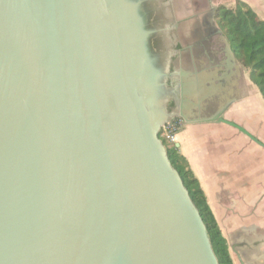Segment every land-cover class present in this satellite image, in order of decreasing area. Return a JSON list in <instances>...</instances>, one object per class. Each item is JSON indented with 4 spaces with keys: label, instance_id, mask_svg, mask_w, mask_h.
Listing matches in <instances>:
<instances>
[{
    "label": "water",
    "instance_id": "obj_1",
    "mask_svg": "<svg viewBox=\"0 0 264 264\" xmlns=\"http://www.w3.org/2000/svg\"><path fill=\"white\" fill-rule=\"evenodd\" d=\"M137 6L0 0V264H218L158 133L211 107L264 144L182 68L165 110Z\"/></svg>",
    "mask_w": 264,
    "mask_h": 264
},
{
    "label": "crops",
    "instance_id": "obj_2",
    "mask_svg": "<svg viewBox=\"0 0 264 264\" xmlns=\"http://www.w3.org/2000/svg\"><path fill=\"white\" fill-rule=\"evenodd\" d=\"M204 1L216 8L237 0ZM238 1L248 6L258 20L264 21V0ZM176 7L184 9L180 4ZM182 69L206 88L217 84L214 88L218 86L215 92L218 101L228 93L234 95L229 99L224 119L264 144V101L244 77L240 65L233 67L236 77L228 93L219 88L216 71L212 75L206 70L195 74ZM213 115L188 116L176 137L178 151L204 193L227 242L232 263L264 264V148L235 127L209 122Z\"/></svg>",
    "mask_w": 264,
    "mask_h": 264
},
{
    "label": "flooded vegetation",
    "instance_id": "obj_3",
    "mask_svg": "<svg viewBox=\"0 0 264 264\" xmlns=\"http://www.w3.org/2000/svg\"><path fill=\"white\" fill-rule=\"evenodd\" d=\"M130 1L138 4V15L146 34L147 53L156 67L167 68V76L160 94L166 98L165 110L169 114L179 112V79L176 74L179 68L189 69L192 73L206 70L212 75L216 71L219 77L217 83L221 84L219 87L227 90V93L232 89L231 84L236 77L233 68L221 72L224 71L223 63L227 59L220 36L222 33H218L220 29L214 19L215 8L211 9L206 1H192V6L197 12L188 17V12L184 10L186 7L182 6L184 9L178 10L183 16L175 19L174 16L177 15L173 11L172 0ZM222 36L224 37L223 34ZM215 85L217 84L213 86ZM233 96L228 93L216 106H223L225 113L230 106L229 99L232 100ZM213 109L215 108L208 107L198 114L209 116Z\"/></svg>",
    "mask_w": 264,
    "mask_h": 264
},
{
    "label": "trees",
    "instance_id": "obj_4",
    "mask_svg": "<svg viewBox=\"0 0 264 264\" xmlns=\"http://www.w3.org/2000/svg\"><path fill=\"white\" fill-rule=\"evenodd\" d=\"M214 19L236 61L248 71L249 81L264 101V21L258 20L255 13L241 2H237L234 9L216 7ZM162 143L172 168L178 173L206 228L218 264H233L227 242L187 161L174 145Z\"/></svg>",
    "mask_w": 264,
    "mask_h": 264
},
{
    "label": "rangeland",
    "instance_id": "obj_5",
    "mask_svg": "<svg viewBox=\"0 0 264 264\" xmlns=\"http://www.w3.org/2000/svg\"><path fill=\"white\" fill-rule=\"evenodd\" d=\"M192 1H197V2H203L204 0H172V5H173V11L175 12V14L177 15V17L176 16H174L175 17V19H180V17L181 16H183V15H180L182 12H180V10H178V7H176V6H178L179 4H180V7L181 6H185L186 8H187V10L189 11L188 13H187V16L188 17H190L193 13H194V11H195V9H194V7L192 6ZM237 2H240V1H236L235 3L233 2L232 4H225V8H229V9H234L235 7H236V3ZM178 3V5H176ZM242 3V2H241ZM244 4V3H243ZM211 7V6H210ZM248 7V6H247ZM176 8H177V12H176ZM183 8V7H182ZM211 9H213L212 7H211ZM202 12H204V11H202ZM207 12V11H206ZM205 12V13H206ZM186 16V15H185ZM242 68V72H243V75H244V77L247 79V80H249L248 79V71L246 70V69H244L243 67H241ZM250 82V81H249ZM251 83V82H250ZM252 84V83H251ZM253 85V84H252ZM254 86V85H253ZM255 88V87H254ZM256 89V88H255ZM257 91V90H256ZM258 92V91H257ZM170 124H175V128H177L178 130H177V135L183 130V128H184V126H185V123H184V121L181 119V118H177V117H172L171 118V121H170ZM167 134V132H166V130L164 131V132H162V131H160L159 132V134H158V136L160 137V139L164 142V143H166V145H168V146H172V145H176L177 144V138L175 137L174 139H167L166 137H165V135ZM176 147V146H175ZM178 149V148H177Z\"/></svg>",
    "mask_w": 264,
    "mask_h": 264
},
{
    "label": "built area",
    "instance_id": "obj_6",
    "mask_svg": "<svg viewBox=\"0 0 264 264\" xmlns=\"http://www.w3.org/2000/svg\"><path fill=\"white\" fill-rule=\"evenodd\" d=\"M170 121H171V119L162 126L160 131L164 132L166 130L167 134L165 135V137L167 139H174L175 137H177V130L178 129L175 128V124H170Z\"/></svg>",
    "mask_w": 264,
    "mask_h": 264
},
{
    "label": "bare ground",
    "instance_id": "obj_7",
    "mask_svg": "<svg viewBox=\"0 0 264 264\" xmlns=\"http://www.w3.org/2000/svg\"><path fill=\"white\" fill-rule=\"evenodd\" d=\"M188 32H189V31H188ZM166 37H167V36H166ZM182 77H183V78H182ZM182 77H181V76H180V77L178 76V79L180 80V78H182L184 83L187 82L188 80H189V82H191V79L193 80V78H194L192 75H188L187 77H186V76H185V77L182 76ZM205 80H206V79H205ZM230 82H231V81H230ZM217 90H218L217 88H214V89H213L214 92H216ZM195 114L197 115L198 113H195ZM250 264H251V263H250Z\"/></svg>",
    "mask_w": 264,
    "mask_h": 264
}]
</instances>
